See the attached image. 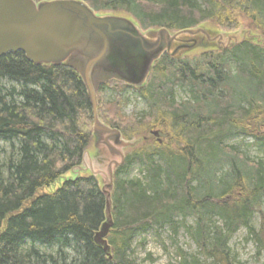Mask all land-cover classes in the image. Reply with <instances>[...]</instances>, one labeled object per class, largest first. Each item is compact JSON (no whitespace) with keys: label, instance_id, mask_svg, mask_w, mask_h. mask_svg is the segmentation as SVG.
I'll return each instance as SVG.
<instances>
[{"label":"trees","instance_id":"obj_1","mask_svg":"<svg viewBox=\"0 0 264 264\" xmlns=\"http://www.w3.org/2000/svg\"><path fill=\"white\" fill-rule=\"evenodd\" d=\"M79 1L98 15H127L142 33L205 24L230 31L240 15L263 40L202 54L201 67L162 56L138 89L149 109L138 130L122 113L126 86L100 87L99 122L140 142L114 173L107 251L95 242L106 223L99 181L64 179L93 140L81 77L64 65H33L21 53L1 57L0 142L9 152L0 166V264H133L134 236L165 227L172 234L182 228L197 249L178 264H241L229 247L240 229L264 254V160L225 145L241 136L264 146V0ZM175 87L189 99L176 102ZM104 88L115 93L112 101L103 100ZM155 129L168 141L147 146L143 132L150 137ZM132 165L142 167L143 178L119 180Z\"/></svg>","mask_w":264,"mask_h":264},{"label":"water","instance_id":"obj_2","mask_svg":"<svg viewBox=\"0 0 264 264\" xmlns=\"http://www.w3.org/2000/svg\"><path fill=\"white\" fill-rule=\"evenodd\" d=\"M142 34L130 20L97 15L79 0H0V58L23 54L33 65H64L81 77L92 113V134L111 157L103 175L106 223L95 235L96 244L107 251L105 238L112 226L111 191L113 172L124 162L122 150L130 144L116 129L101 124L97 117V94L101 86L117 82L140 88L153 65L164 53L172 59L197 47L230 48L221 36L197 28L170 34L167 30ZM230 41V40H229ZM154 136L157 132L152 133Z\"/></svg>","mask_w":264,"mask_h":264},{"label":"rangeland","instance_id":"obj_3","mask_svg":"<svg viewBox=\"0 0 264 264\" xmlns=\"http://www.w3.org/2000/svg\"><path fill=\"white\" fill-rule=\"evenodd\" d=\"M107 15L116 16L132 21L127 15L122 13ZM235 19L236 28L230 31L216 26L215 24H205L203 25V27L205 31H208L211 35L221 36L223 38L224 45L229 43L231 46L235 43L238 44V42L241 43L245 40L250 41L251 43L257 40H263V36L261 35V33L254 27V25L248 18L237 15ZM156 32L157 31H151L142 34L145 35L148 33H153L152 35H154ZM216 51L217 49L215 46L211 48L205 46L197 47L179 54L180 57H178V60L182 62L188 61L192 65L201 67L204 62V59L201 57V55L211 52L217 53ZM140 88L126 86L120 94L122 99L125 101L122 108L123 115L125 116V118H130V120L133 119L135 122H133L134 124H126V126H131L132 130H138L139 126L135 125L136 123L142 126L141 123H143L144 120H142L141 117L146 116L149 112L147 105L142 100V98H140L138 92V89ZM102 94L103 100L105 102H110L115 97V93L108 88H104L102 90ZM188 99L189 96L187 92L178 89L177 87L174 88V100L176 102H183L187 101ZM159 133V139H161L162 143L165 144V142L168 141L167 132ZM259 134L264 135V127L260 130ZM144 135L145 133L143 132V137L144 139H146L145 142L147 143V146L149 145V143H153L152 140H154V137H147ZM101 142L102 140L100 138L97 139V137L95 138L93 135V140L90 142L83 155L80 167L68 173L64 177L65 180L74 179L77 176L86 177L91 175L99 181L101 187L103 186V175L106 173L107 166L112 161V159L107 153L106 149L102 147ZM126 143H129L130 146L122 150L124 156L134 151L138 147L140 142H138L137 140H132ZM225 145L235 147L238 152L244 153L252 161L257 162L259 160H264V146L261 144H259L257 147L252 146L253 141L250 138L237 136L233 139L225 141ZM8 152L9 145L0 142V166L3 160L6 158ZM141 170L142 167H140L139 165H132L128 168L127 173L119 175L118 179L121 181L142 179L143 175L141 173ZM64 179H61L60 184ZM185 223L187 225H192L193 219H186ZM259 223L260 219L258 215L255 214L253 216L251 226L256 231L259 229ZM229 247L232 251V254L236 257V260L241 264H264V254L257 251L256 246L248 237L247 232L244 229H240L231 238ZM197 254V249L189 240L188 236L185 234L182 228L178 229L175 234H172L169 228L165 227L160 230L150 229L143 234H136L133 238L132 248L129 251V259L133 264H178L180 255L196 256Z\"/></svg>","mask_w":264,"mask_h":264},{"label":"flooded vegetation","instance_id":"obj_4","mask_svg":"<svg viewBox=\"0 0 264 264\" xmlns=\"http://www.w3.org/2000/svg\"><path fill=\"white\" fill-rule=\"evenodd\" d=\"M223 50H226V49H223ZM164 55H167V54L164 53L162 56H164ZM155 132H157V135H156V136H154V135L152 134V133H155ZM150 135H151L152 137H154V140H155L158 144H161V143H162V140L159 139V137H160V133H159L158 130L151 131V132H150ZM144 140H146V139H144Z\"/></svg>","mask_w":264,"mask_h":264}]
</instances>
